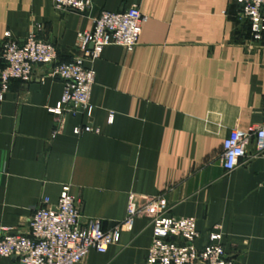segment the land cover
<instances>
[{
    "label": "crops",
    "instance_id": "crops-1",
    "mask_svg": "<svg viewBox=\"0 0 264 264\" xmlns=\"http://www.w3.org/2000/svg\"><path fill=\"white\" fill-rule=\"evenodd\" d=\"M92 2L80 14L50 0H0V52L37 32L66 63L82 55L78 35L102 12L136 6L147 17L133 51L113 45L87 62L96 82L84 114L50 112L64 92L50 67L10 82L0 102V236L3 227L26 233L35 209L64 192L80 202L84 222L100 220L105 231L125 221L132 195L138 207L162 197L168 216L197 220L198 249L217 233L234 264H264V161L232 173L222 164L232 130L264 123V38L253 40L234 0ZM88 125L99 134L74 133ZM152 237L138 218L118 245L79 264H147Z\"/></svg>",
    "mask_w": 264,
    "mask_h": 264
},
{
    "label": "built area",
    "instance_id": "built-area-1",
    "mask_svg": "<svg viewBox=\"0 0 264 264\" xmlns=\"http://www.w3.org/2000/svg\"><path fill=\"white\" fill-rule=\"evenodd\" d=\"M50 2L60 12L86 14L93 7L92 0ZM234 2L240 9L239 19L250 25L253 40L260 42L264 38V0ZM146 21L147 17L136 6L121 13L102 12L94 19L92 31L78 35L77 45L82 55L68 63L61 62L56 46L42 40L37 32L29 34L21 44L6 40L0 52V102L4 101L11 81L29 83L37 68L50 67L48 76L64 85L61 101L50 112L59 118H74L88 112L92 109L96 71L87 62L93 64L113 45L133 51ZM74 133L99 134V130L88 125L76 128ZM252 142L254 150L250 149ZM223 148L222 164L227 173L254 158L264 161V123L248 130H232ZM169 210L165 198H145V204L138 207L132 195L125 221L105 231L100 220L84 222L80 202L64 192L56 203L46 198L35 209L26 233L1 229L0 258L14 257L15 264H79L91 252L107 253L111 246L120 243L123 230L131 229L136 219L146 218L153 229L147 264H234L226 255L221 234L209 233L203 248L198 249L195 243L201 234L197 220L168 216Z\"/></svg>",
    "mask_w": 264,
    "mask_h": 264
},
{
    "label": "water",
    "instance_id": "water-1",
    "mask_svg": "<svg viewBox=\"0 0 264 264\" xmlns=\"http://www.w3.org/2000/svg\"><path fill=\"white\" fill-rule=\"evenodd\" d=\"M91 48H93V46H91Z\"/></svg>",
    "mask_w": 264,
    "mask_h": 264
}]
</instances>
